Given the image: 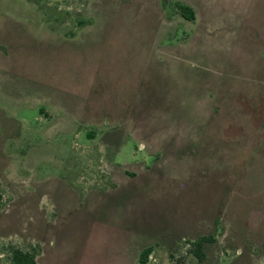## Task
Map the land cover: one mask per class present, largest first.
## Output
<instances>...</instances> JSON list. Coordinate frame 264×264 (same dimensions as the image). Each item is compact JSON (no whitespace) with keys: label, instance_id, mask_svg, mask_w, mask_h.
<instances>
[{"label":"rangeland","instance_id":"obj_1","mask_svg":"<svg viewBox=\"0 0 264 264\" xmlns=\"http://www.w3.org/2000/svg\"><path fill=\"white\" fill-rule=\"evenodd\" d=\"M148 245L264 264V0H0V264Z\"/></svg>","mask_w":264,"mask_h":264},{"label":"trees","instance_id":"obj_2","mask_svg":"<svg viewBox=\"0 0 264 264\" xmlns=\"http://www.w3.org/2000/svg\"><path fill=\"white\" fill-rule=\"evenodd\" d=\"M178 7L181 10L182 15L189 19L195 18V10L194 8L184 2H177ZM208 240V236H201L197 238L195 241H193V248H190V251H193V253L199 258V260H203L205 256L204 251V242ZM154 247L153 245L145 246L139 254V262L141 264H146L149 255L153 251ZM36 253L28 250H23L19 247H15L11 251V258L14 264H36Z\"/></svg>","mask_w":264,"mask_h":264}]
</instances>
